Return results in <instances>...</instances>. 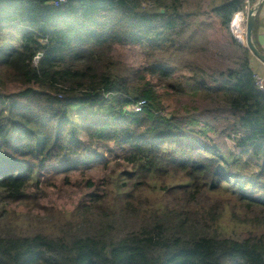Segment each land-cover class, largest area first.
I'll return each instance as SVG.
<instances>
[{"label":"trees","instance_id":"obj_1","mask_svg":"<svg viewBox=\"0 0 264 264\" xmlns=\"http://www.w3.org/2000/svg\"><path fill=\"white\" fill-rule=\"evenodd\" d=\"M57 1L0 0V41L8 40L0 45V217L7 215L6 202L23 200L30 186L39 185L45 164L67 157L79 164L91 162L93 157L82 153L93 144L109 143L126 146L117 158V190L124 192L119 214L138 221L113 220L100 208L98 194L106 193L102 185L80 206L84 218L71 232L26 235L0 228V264H264V230L236 237L217 232L204 223L205 216L198 218L182 205L133 204L134 191L143 184L130 188L127 182L143 175L167 177L171 171L201 172L210 177L205 189L240 185L239 200L246 208L264 207V194L245 189L264 190V92L255 82L250 49L232 37L243 60L218 76L188 65L192 89L224 104L234 116L237 150L226 158L187 135L184 122L162 114L147 74L135 70L136 82L145 84L133 89L130 76L107 58L115 44L165 45L180 23H190L187 13L167 0ZM208 7L230 32L244 2L210 0ZM257 26L256 17L253 36ZM178 69L157 62L147 72L168 76ZM137 104L139 111L125 112ZM240 164L248 168L247 176L241 167L234 169ZM190 186L166 184L162 189L182 187L190 193ZM194 193L199 196L203 187ZM97 211L100 220L90 217Z\"/></svg>","mask_w":264,"mask_h":264},{"label":"rangeland","instance_id":"obj_2","mask_svg":"<svg viewBox=\"0 0 264 264\" xmlns=\"http://www.w3.org/2000/svg\"><path fill=\"white\" fill-rule=\"evenodd\" d=\"M167 1L168 4H175L180 12L183 10L187 14L198 13L185 14L190 23L184 27L180 23L169 41L157 49L143 45L115 44L107 52V58L111 63L117 64L121 74L130 76L133 89L135 84L140 88L145 84L143 81L136 82L134 78L136 74L145 76L147 74L146 80L151 82L152 88L161 99L162 114L184 122L187 135L210 144L228 158L237 150L233 140L234 116L224 104L206 99L202 93L192 89L193 81L190 78L192 70L188 68V65L209 69L211 73L218 76V71L225 72L228 68H236L243 60L244 53L233 42L232 37L244 48L248 47L246 40L238 38L233 24L230 32L221 26L219 17L208 7L210 0ZM15 30L19 35L22 27ZM7 42L8 40L0 41V45ZM157 62H168L172 66L177 65L180 69L168 76L147 72L148 66ZM135 70L138 73H135ZM137 111L139 109L133 105L125 108L126 113ZM125 148V145L116 148L109 143H96L82 153L84 156L93 157L94 160L91 162L79 164L67 157L59 162L45 164L41 169L37 187L30 186L23 200L6 202L7 215L0 217V228L4 232L11 231L26 235L39 232L52 235L63 231L71 232L72 227L79 225L84 218L81 217L83 210L80 206L88 201L87 196L98 192L102 185L105 186L106 193L98 194V199L102 201L99 204L100 208L108 211V215L113 220H122L127 224L138 221L129 215L122 217L117 208L118 201L124 195L123 191L117 190L119 184L116 180L121 174V166L118 165L117 158L125 152ZM68 164H70L69 167L66 166ZM251 165H253L252 162ZM238 167H241L240 169L247 176L248 168L240 164L234 169ZM249 167L252 170V166ZM138 178L127 181L122 174V179H126L130 188L135 187V184L139 182L143 184L134 191L137 197L132 201L133 204L142 200L146 204L153 202L163 206L182 205L198 213V218L205 216L204 223L213 226L217 232L236 237H241L249 230H264V207L246 208L239 200L237 191L242 192L240 185L234 189L229 186L219 191L205 189L206 182L210 181L209 176L201 172L191 173L183 170L176 173L171 171L170 176L167 175V177L151 174L149 177L143 175ZM186 182L191 185L190 193H186L182 187L174 192H165L162 189L166 184L177 186ZM89 183H93L94 186H90ZM229 184L232 185V183ZM200 185L203 187V193L198 196L194 191ZM245 189L251 195L264 194L262 189H258L257 192L250 187ZM114 212L117 214L115 215ZM99 213L97 211L90 217L100 220Z\"/></svg>","mask_w":264,"mask_h":264},{"label":"built area","instance_id":"obj_3","mask_svg":"<svg viewBox=\"0 0 264 264\" xmlns=\"http://www.w3.org/2000/svg\"><path fill=\"white\" fill-rule=\"evenodd\" d=\"M66 0H58L57 2H65ZM57 2H54L57 4ZM244 2V9L240 12H238L233 21V28L235 32H237L238 38L245 39L246 37V28H247V16L249 12L254 8L256 2L254 3L252 0H243ZM235 18H238L239 25L235 26ZM263 53H264V47H263ZM255 82L259 90L264 92V76L260 73L255 74ZM136 106V109H141V104L133 105V107Z\"/></svg>","mask_w":264,"mask_h":264},{"label":"water","instance_id":"obj_4","mask_svg":"<svg viewBox=\"0 0 264 264\" xmlns=\"http://www.w3.org/2000/svg\"><path fill=\"white\" fill-rule=\"evenodd\" d=\"M264 0H257L254 8L249 12L247 16V28H246V44L253 55L258 57L264 63V53L256 46L253 41V29L258 12L263 5ZM259 41L264 45V35H259Z\"/></svg>","mask_w":264,"mask_h":264},{"label":"crops","instance_id":"obj_5","mask_svg":"<svg viewBox=\"0 0 264 264\" xmlns=\"http://www.w3.org/2000/svg\"><path fill=\"white\" fill-rule=\"evenodd\" d=\"M257 22H258L257 32L253 36V41L257 47L263 48L264 45H262L260 43L259 35H261V34L264 35V3L258 12ZM251 55H252L251 62H252L253 68L256 71L255 73H261L264 76V63L255 55H253V54H251Z\"/></svg>","mask_w":264,"mask_h":264},{"label":"bare ground","instance_id":"obj_6","mask_svg":"<svg viewBox=\"0 0 264 264\" xmlns=\"http://www.w3.org/2000/svg\"><path fill=\"white\" fill-rule=\"evenodd\" d=\"M238 21H239L238 18H235V26H236V25H237V26L239 25Z\"/></svg>","mask_w":264,"mask_h":264}]
</instances>
